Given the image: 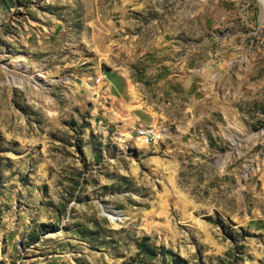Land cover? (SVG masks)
Listing matches in <instances>:
<instances>
[{
	"label": "rangeland",
	"instance_id": "rangeland-1",
	"mask_svg": "<svg viewBox=\"0 0 264 264\" xmlns=\"http://www.w3.org/2000/svg\"><path fill=\"white\" fill-rule=\"evenodd\" d=\"M0 264H264V0H0Z\"/></svg>",
	"mask_w": 264,
	"mask_h": 264
},
{
	"label": "built area",
	"instance_id": "built-area-1",
	"mask_svg": "<svg viewBox=\"0 0 264 264\" xmlns=\"http://www.w3.org/2000/svg\"><path fill=\"white\" fill-rule=\"evenodd\" d=\"M138 133L143 136V135H146L150 132L146 131V128H138Z\"/></svg>",
	"mask_w": 264,
	"mask_h": 264
}]
</instances>
